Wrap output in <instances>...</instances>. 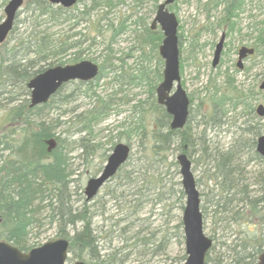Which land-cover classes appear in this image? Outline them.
<instances>
[{
  "label": "rangeland",
  "instance_id": "374dc122",
  "mask_svg": "<svg viewBox=\"0 0 264 264\" xmlns=\"http://www.w3.org/2000/svg\"><path fill=\"white\" fill-rule=\"evenodd\" d=\"M7 1L0 0V21L4 18L3 8ZM161 1L163 0H110L108 3L98 1L99 4H95L93 0H78L71 8L56 13L55 18H49L50 16L37 15L38 9L33 0H24L10 34L3 43H0V56L8 55V51L16 43L22 40L25 44L27 38L41 34L39 30H45L54 38H64L68 42L77 41L75 47L68 48L60 54L61 56L58 55L61 59L55 60L54 64L73 63L84 59L98 65L104 64L103 75L97 82L93 80L83 86L76 80L67 82L66 92L74 95L69 96L63 104L51 108L47 116L59 112L61 119L67 120V117L73 116L74 113L90 108L94 98L82 93L85 87H90L103 97L111 96L113 110L95 128V141L100 142V147L93 155L85 154L78 148L70 151L73 157L71 168L74 172L68 190L73 199H77L75 206H81L83 203L89 206L92 227L95 229L100 227L107 231V238L113 247H122L148 236L154 238L156 243L155 246L149 245V251L159 245L156 254L138 247L139 253L129 254L123 264H176L180 263L182 256L185 255L183 238L179 236L182 228L180 230L177 227L183 210L181 205L185 202L184 197H179V189H182L181 174L176 158L182 149L179 145L177 147L178 142L174 141L170 144V148L172 145L174 148L165 153L166 160L161 163L156 161L155 154H151L144 149L145 146L140 145L137 136L128 140L124 134L120 135L121 130L127 131L136 123L142 122L149 128L156 122L158 112L153 110L152 106L157 104L155 87L161 80L163 67V61L158 53L160 42L157 46L150 43L140 46V39L145 33L143 28L150 25ZM223 6L221 0H173L167 5L178 20L181 80L188 95L194 99V107L201 98L209 95L208 90H212L214 83H220L221 74L226 68L230 71L236 69L237 50L241 45H252L259 50L243 59L246 71L236 72L237 80L250 85L256 84L255 87L259 89L260 81L264 78L263 45L257 41V35L264 27V0H243L241 7L237 9L238 14L232 18L233 29H229L227 24L223 25V22L220 26L217 24L222 16ZM156 29L158 26L154 30ZM224 31L227 34L220 62L213 67L211 60L214 45ZM138 34H141L140 38ZM76 50H79L77 60L70 61ZM22 51L23 49H20V53ZM141 72H145L147 79L130 78L133 75L139 76ZM19 97L29 98V94L22 92ZM257 97L256 104L263 103L262 94L257 93ZM4 102L5 100L2 101ZM194 107L191 106L194 110L190 113L192 117L189 125L194 128L191 142L195 145L194 143L187 145V155L191 160V170L201 195V204L207 206L204 210V230L214 238L212 239L214 249L210 251L205 264H219L217 261L230 250L229 243L235 237H241V234L235 223L226 227L225 223L216 222L215 214L217 216L218 214L211 204V197L219 195V189L217 185L207 180L205 170L208 164L201 155L202 143L197 139L202 135L198 130L201 126L195 128L203 118L200 111ZM66 126L67 123L61 124L55 131L65 135ZM73 133V137L78 136L74 131ZM229 135L228 131L216 133L211 127L203 137L209 144L214 141L218 142L220 147H225L230 142ZM117 142H131L132 151L128 160L121 165L118 175L109 179L92 199L86 200L84 194L86 181L100 172L113 145ZM248 164L250 169L260 167L257 160H250ZM129 170L133 172L130 173L131 177L126 178ZM131 179L133 180L129 184ZM137 202L139 205L136 206ZM119 211H129L127 219L136 220L134 227L131 226L121 237L118 235L119 227L124 225V221L117 220L121 216ZM44 213L40 225L36 224L28 236V243L34 246L59 237L57 225L54 223L50 225L46 218H43ZM115 223L117 226L114 227ZM79 225L80 223L76 227ZM137 229L141 232L133 237ZM68 230L70 234L73 231ZM123 237H126V240ZM140 242L136 244L150 243ZM102 244L105 245V242ZM127 248H124L118 257H121ZM76 259H82L87 264L89 256L83 254L80 258L77 254L69 252L66 264H72Z\"/></svg>",
  "mask_w": 264,
  "mask_h": 264
},
{
  "label": "trees",
  "instance_id": "16d2710c",
  "mask_svg": "<svg viewBox=\"0 0 264 264\" xmlns=\"http://www.w3.org/2000/svg\"><path fill=\"white\" fill-rule=\"evenodd\" d=\"M33 1L38 9V16L55 18L56 13L65 11V8L51 5L46 0ZM93 1L95 4L101 1L110 2ZM221 2L224 5L223 13L217 24L220 26L223 22V25L227 24L229 29H233L232 17L238 14L237 9L241 7L243 0ZM143 30L145 35L141 37V34H138V37H141L140 46L146 43L157 46L162 38L161 30L151 29L149 25H145ZM39 32L41 34L27 38L25 44L22 40L16 43L8 51V55L0 56V92L12 94L13 90L20 88V93L28 95L27 80L35 73L54 65L55 60L61 59L60 54L77 45V41L68 42L64 38H54L45 30ZM257 38L264 51V27ZM20 49H23L21 53ZM258 50V47L255 48V53ZM78 52L79 50L74 51L69 60L76 61ZM103 69L104 64L99 65L98 74L93 80L98 81L103 75ZM144 73L130 78L147 79ZM161 76L162 74L160 78ZM93 80L78 83L83 86ZM114 80L117 82L116 78ZM255 86L257 85L237 81L229 68H226L221 74L220 83L208 90L209 95L201 98L195 107L205 122L197 126L202 128V135L197 139L202 143L201 155L208 164L205 170L207 180L219 189V195L211 197V204L218 214H215L216 222H223L226 227L235 223L241 234V237H235L229 243L230 250L217 261L219 264H255L258 254L264 249V158L255 149L256 137L264 132V114L260 117L255 113L257 93L262 94L264 104V89H257ZM65 87V84L62 85L45 103L33 106L29 105L27 97L21 99L19 96L5 95L4 99H0V239L11 242L21 250H28L34 246L28 243L29 233L33 227L40 225L41 216L45 212L43 218H46L50 225H57V235L69 240L70 253L77 254L80 258L83 254H88L87 264H123L132 252H125L118 257L122 248L109 246L104 249V253H100L98 247L102 242L111 244L107 231L92 227L89 206L85 203L75 206L77 199H73L68 190L74 172L71 168L73 157L70 151L78 148L85 154L93 155L100 147V142L95 141V128L113 110L112 98L110 95L103 97L90 87H85L82 93L94 98L90 108L74 113L73 116L67 117V120L61 119L59 112L47 116L51 108L63 104L69 96L74 95L66 92ZM189 100L190 115L194 110L191 108L194 107L191 95ZM152 109L158 112L155 125L147 128L142 122L136 123L127 131L121 130L120 135L124 134L128 140L137 136L140 145L155 154L157 162L166 160L165 153L174 141L178 142L183 152L188 153L187 145L194 143L191 142L194 134L189 125L192 116H189L183 128L171 129L170 115L165 109L158 104H154ZM207 121H210V126L206 124ZM66 123L65 135L55 131L57 126ZM211 127L216 133L230 132V142L227 146L220 147L218 142L209 144L205 141L203 136ZM73 131L78 134L77 137H73ZM50 139L54 141V146L49 149ZM128 143L131 145V142ZM250 160L259 161L260 167L248 168ZM120 170L121 167L115 175H118ZM128 172L126 178L131 177L130 173L133 171ZM132 180H129V184ZM179 193V197H184L182 189H179ZM205 207L204 204L201 206L203 213ZM78 223L80 225L76 227ZM177 227L181 230V220L178 221ZM68 229L73 230L71 234ZM124 232L126 227H119L120 237ZM179 236L183 238L182 231ZM123 238L126 240V237ZM147 238L141 237L137 240L146 244ZM101 240L103 241L100 243ZM212 249L213 243L206 253L205 263ZM184 258L185 255L181 260ZM182 261L176 264H182Z\"/></svg>",
  "mask_w": 264,
  "mask_h": 264
},
{
  "label": "water",
  "instance_id": "95a60500",
  "mask_svg": "<svg viewBox=\"0 0 264 264\" xmlns=\"http://www.w3.org/2000/svg\"><path fill=\"white\" fill-rule=\"evenodd\" d=\"M23 0H8L4 6L5 18L0 22V42L4 41L13 26L17 10ZM54 4L69 7L76 0H48ZM173 0H163L158 3L156 13L151 22V28L159 25L163 38L158 46V52L164 59L162 79L156 87V99L165 107L171 115L170 127L182 128L188 116L189 98L181 84L179 69V45L177 36L178 21L175 14L168 10L167 4ZM224 33L215 45L212 65L219 62L223 47ZM254 49L241 46L238 50L236 65L243 67L242 58L246 54L253 53ZM98 73V65L90 60H80L71 64H57L45 68L36 73L27 82L30 89V106L45 103L63 83L80 79L87 81ZM264 88V81L260 84ZM259 115L264 114L263 104L256 108ZM49 149L54 146V141H48ZM256 151L264 157V134L256 138ZM130 152V146L124 142H118L101 170L96 176L90 177L85 185L86 199L92 198L100 187L113 176L118 168L126 161ZM180 165L181 185L185 195V205L182 212V225L184 235V248L186 258L184 264H204L205 255L212 244V239L203 230L202 215L200 210L199 191L196 187L191 161L186 153L177 155ZM68 240L66 238L50 239L41 245L34 246L28 251H22L10 242L0 240V264H65L67 259ZM72 264H85L84 261L75 260ZM256 264H264V250L259 253Z\"/></svg>",
  "mask_w": 264,
  "mask_h": 264
},
{
  "label": "bare ground",
  "instance_id": "6f19581e",
  "mask_svg": "<svg viewBox=\"0 0 264 264\" xmlns=\"http://www.w3.org/2000/svg\"><path fill=\"white\" fill-rule=\"evenodd\" d=\"M233 18V17H232ZM232 25H234V22L232 21ZM177 36H178V45H179V35H178V29H177ZM162 38H163V34H162ZM162 38H161V40H162ZM161 42V41H160ZM159 53V52H158ZM179 53H180V50H179ZM159 56H160V54H159ZM161 57V56H160ZM161 59H162V61H163V67H162V71H163V69H164V59L161 57ZM179 69H180V58H179ZM230 70V69H229ZM242 71H246L245 70V68L244 67H242V68H238V66H236V69L234 68V70L233 71H230L231 72V75H233V77L235 78V79H237V77H236V72H242ZM162 77V76H161ZM238 81V80H237ZM160 82V81H159ZM260 83H261V81H260ZM158 85V84H157ZM157 85H156V87H157ZM214 85H215V83H214ZM256 85V84H255ZM260 85V84H259ZM156 87H155V92H156ZM259 87V86H258ZM0 93H3L4 95H3V97H0V99H4V97H5V95L7 96V95H15V96H19V94H20V92H19V89H16V90H13V93L12 94H10L9 92H3V91H1ZM29 99V98H28ZM29 105H30V101H29ZM257 106H258V104H256V106H255V113L258 115V116H263V115H259L258 113H257V110H256V108H257ZM195 108V107H194ZM189 112H188V116H187V119H186V122L185 123H187L188 122V120H189ZM170 121H171V118L169 119V126H170ZM204 122V120H201L197 125H196V127L195 128H198L197 126L199 125V124H201V123H203ZM205 123V122H204ZM206 124L207 125H209L210 126V123L209 122H206ZM171 128V127H170ZM183 128V127H182ZM171 129H181V128H171ZM202 128H198V130H201ZM191 130L193 131L194 130V128L191 126ZM116 144V143H115ZM115 144L113 145V147L115 146ZM178 145L179 144H177V147H178ZM113 147H112V149H113ZM172 148H169V149H173L174 148V145H172L171 146ZM176 147V146H175ZM168 149V150H169ZM167 150V151H168ZM112 151V150H111ZM132 151V150H131ZM111 153V152H110ZM131 153V152H130ZM181 153V152H180ZM179 153V154H180ZM130 156V155H129ZM129 156H128V158H129ZM128 158L126 159V161L128 160ZM177 158V157H176ZM125 161V162H126ZM197 186V185H196ZM99 192V191H98ZM97 192V193H98ZM96 193V194H97ZM85 194V193H84ZM95 194V195H96ZM94 195V196H95ZM140 194L138 193V197H139V201L141 202V197L139 196ZM183 195H184V192H183ZM93 196V197H94ZM92 197V198H93ZM92 198H90V199H92ZM184 198H185V195H184ZM199 198H200V210H201V215H202V223H203V230H204V213L202 212V209H201V206H202V204H201V195L199 194ZM85 199H86V195H85ZM90 199H86V200H90ZM136 200H138V199H136ZM136 206L137 205H139V202H137L136 204H135ZM184 205H185V202H184ZM184 205H181L182 206V208H184ZM205 206H206V204H205ZM207 207V206H206ZM205 207V208H206ZM129 211H119L118 213H120L121 214V216L120 217H118L117 219H119L121 222L122 221H124V225L123 226H121V227H126V232L128 231V230H130V227L132 226V227H134V225L136 224V220L135 219H127V217H128V215H127V213H128ZM182 212H183V210H182ZM125 214V215H124ZM181 217H182V215H181ZM127 219V220H126ZM182 229H183V225H182ZM141 232V230L140 229H137L135 232H134V234H133V237H135L137 234H139ZM204 233L209 237V235L205 232V230H204ZM155 234V233H154ZM151 236V235H150ZM183 237H184V235H183ZM148 239L149 240H147V242L146 243H148V241L150 242L148 245H138V244H136V242H138V240H136L135 242H133V243H129L128 245L127 244H124V246H122V247H119V248H122V250L124 249V248H126V247H128L127 249H125V252H135V253H139V250H137V248L139 247L140 249H142V250H148L149 251V245L151 244H153V246H155L156 245V243L154 242V238H151V237H149L148 236ZM184 239V238H183ZM109 246H111V247H113V244L111 243L110 245H106V242H105V245H103L102 243L100 244V247H98L99 248V250H100V253H104V249L105 248H108ZM158 247H159V245H157ZM156 246V247H157ZM115 247V246H114ZM115 248H118V247H115ZM154 248V247H153ZM152 248V249H153ZM111 249V248H110ZM157 249L158 248H155V249H153V250H150L151 251V253L152 254H156V252H157ZM149 251V252H150ZM121 253V252H120ZM119 253V254H120ZM119 254H118V256H119ZM141 255V254H140ZM184 261H185V258H184V260L182 261V264H184Z\"/></svg>",
  "mask_w": 264,
  "mask_h": 264
}]
</instances>
